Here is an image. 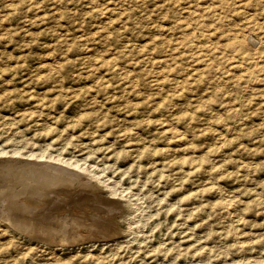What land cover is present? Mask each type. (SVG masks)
<instances>
[{"label":"rangeland","instance_id":"rangeland-1","mask_svg":"<svg viewBox=\"0 0 264 264\" xmlns=\"http://www.w3.org/2000/svg\"><path fill=\"white\" fill-rule=\"evenodd\" d=\"M224 2L0 0V156L118 206L66 244L0 218V264H264V0Z\"/></svg>","mask_w":264,"mask_h":264},{"label":"bare ground","instance_id":"bare-ground-1","mask_svg":"<svg viewBox=\"0 0 264 264\" xmlns=\"http://www.w3.org/2000/svg\"><path fill=\"white\" fill-rule=\"evenodd\" d=\"M219 1L220 4L223 5L226 3L224 2V0H219ZM205 11H207V13L211 12V10H205ZM157 44L158 43H156V45ZM228 46L230 48H233L234 45L233 43H229ZM163 52L165 54V51ZM183 56L185 55L183 54ZM197 56L200 55L197 54ZM170 58L173 59L174 57L170 56ZM169 60L171 61V59ZM108 64L110 65L112 64V62ZM177 64L179 65V63ZM187 69H191V68H187ZM199 70L197 72H199ZM241 71H243V69ZM170 74H172V71ZM231 78L233 79V77ZM191 79L193 80V78ZM1 154L2 153H0V155ZM41 158H42L41 155L36 156L35 154L33 156L30 155L24 157L21 155L10 156V157L7 155L0 156V218L4 220V222L6 221L11 228L13 227L18 232H21V234L23 233V235L25 234L27 235V237L30 236L48 242L55 241L57 243L60 242L66 244V242L69 243L71 241L80 240V237H82V235L84 234L86 235L87 233L89 234L105 233V231H102L101 228L103 225L106 226L104 222L109 220L108 218L111 216H108L103 213L109 211L113 212V209H115L118 206H116L115 203H113L110 199L109 200L111 202L107 201V203H105L106 205L104 204V206L106 207L108 206V209L104 210L102 209L103 207L101 208L97 206L99 204V199H98L99 196L98 198L93 196L91 197L90 194L92 192H90V194L89 192H87V191H93L91 190V188H95V186L94 187L92 186L93 185L92 180L95 179V176L90 173L91 171L88 168H82L76 163H71L68 161H62L58 159L49 160L47 159L48 157L46 159H41ZM100 184L102 183L100 182ZM87 201H92V203L96 201L98 202V204L96 205L95 204L96 202H94L95 204L94 205L92 203H88ZM61 202H63L64 204L63 205L59 204ZM100 202L103 204L102 201ZM69 238L71 239L70 241L68 240Z\"/></svg>","mask_w":264,"mask_h":264}]
</instances>
